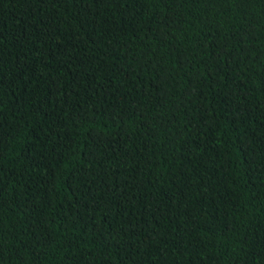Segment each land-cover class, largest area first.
Segmentation results:
<instances>
[{
	"label": "trees",
	"instance_id": "trees-1",
	"mask_svg": "<svg viewBox=\"0 0 264 264\" xmlns=\"http://www.w3.org/2000/svg\"><path fill=\"white\" fill-rule=\"evenodd\" d=\"M0 264H264V0H0Z\"/></svg>",
	"mask_w": 264,
	"mask_h": 264
}]
</instances>
